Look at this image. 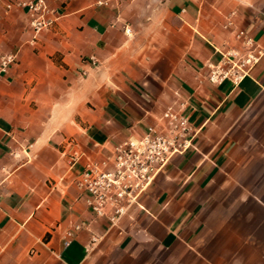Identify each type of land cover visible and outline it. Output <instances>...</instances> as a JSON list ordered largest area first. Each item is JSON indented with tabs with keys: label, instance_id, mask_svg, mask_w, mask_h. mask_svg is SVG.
Listing matches in <instances>:
<instances>
[{
	"label": "crops",
	"instance_id": "1",
	"mask_svg": "<svg viewBox=\"0 0 264 264\" xmlns=\"http://www.w3.org/2000/svg\"><path fill=\"white\" fill-rule=\"evenodd\" d=\"M17 1L0 0V264H264V0H46L37 38ZM240 30L260 59L211 82ZM175 100L194 146L111 225L77 177Z\"/></svg>",
	"mask_w": 264,
	"mask_h": 264
},
{
	"label": "built area",
	"instance_id": "2",
	"mask_svg": "<svg viewBox=\"0 0 264 264\" xmlns=\"http://www.w3.org/2000/svg\"><path fill=\"white\" fill-rule=\"evenodd\" d=\"M17 4L27 7L35 38L57 21L55 11L46 0H18ZM12 5V2L7 3L6 10ZM2 16L0 13V18ZM126 32L131 34V27H126ZM238 36L242 39V48H230L218 62L209 64L207 77L211 82L229 79L238 84L260 59L262 49L255 45V40L244 30H240ZM15 62V53H0V73L7 72ZM185 106L186 101L178 100L167 105L160 118L148 125L142 134H131L118 143L109 163H91L77 177L87 204L97 215L108 218L111 225L117 224L140 203L141 196L175 154L194 146L199 129L184 113ZM72 159L75 161L76 155L73 154ZM73 232L70 230L68 234Z\"/></svg>",
	"mask_w": 264,
	"mask_h": 264
}]
</instances>
